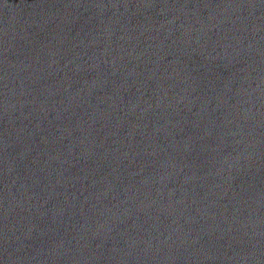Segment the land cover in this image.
<instances>
[{
  "label": "water",
  "instance_id": "water-1",
  "mask_svg": "<svg viewBox=\"0 0 264 264\" xmlns=\"http://www.w3.org/2000/svg\"><path fill=\"white\" fill-rule=\"evenodd\" d=\"M0 264H264V0H0Z\"/></svg>",
  "mask_w": 264,
  "mask_h": 264
}]
</instances>
